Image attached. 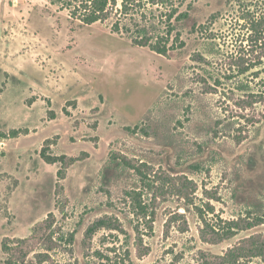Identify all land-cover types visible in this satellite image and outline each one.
<instances>
[{"label": "rangeland", "instance_id": "obj_1", "mask_svg": "<svg viewBox=\"0 0 264 264\" xmlns=\"http://www.w3.org/2000/svg\"><path fill=\"white\" fill-rule=\"evenodd\" d=\"M139 1L0 0V264H264V0Z\"/></svg>", "mask_w": 264, "mask_h": 264}, {"label": "trees", "instance_id": "obj_2", "mask_svg": "<svg viewBox=\"0 0 264 264\" xmlns=\"http://www.w3.org/2000/svg\"><path fill=\"white\" fill-rule=\"evenodd\" d=\"M52 4L59 3L61 4L60 10H68L71 18L74 20L80 21L82 25H92L97 22H103L107 20L111 14V9H117V11L121 12V17L115 22L113 25V31L115 32H123L124 29L127 32H132L131 29L124 28L126 24H123V18L130 15L134 10L141 7L142 4L139 0H48ZM119 4L121 7H119ZM176 11V9H175ZM186 14H181L179 17H183ZM170 17H173V14H170ZM138 26V35L134 33H130L132 38V42L135 46H148L153 51H156L160 54L167 55L171 50L175 48L174 44H170V38L166 36H161L156 42L153 41V36L148 34V29L146 26ZM174 26L170 28V33L174 31ZM183 44V42H182ZM181 44V45H182ZM19 131H14V134H18ZM49 147L45 146L41 151L42 158L50 164L62 163L66 164L67 160L74 161L75 158L69 157L66 154L62 155H53L48 152ZM63 170L62 168L58 171V177H62ZM264 247H260L258 251H256L254 255L263 254ZM233 257L235 259L240 258L242 255L241 248H237L232 252ZM218 260L208 259L204 264H224L227 261V257L220 256Z\"/></svg>", "mask_w": 264, "mask_h": 264}]
</instances>
